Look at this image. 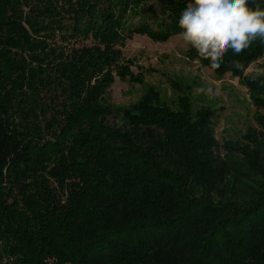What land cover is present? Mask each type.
<instances>
[{
	"label": "trees",
	"instance_id": "1",
	"mask_svg": "<svg viewBox=\"0 0 264 264\" xmlns=\"http://www.w3.org/2000/svg\"><path fill=\"white\" fill-rule=\"evenodd\" d=\"M141 1L0 0V264H264V78L245 76L264 40L188 51L260 111L224 153L213 111L110 103L125 41L182 31L188 0H158L167 32L124 28Z\"/></svg>",
	"mask_w": 264,
	"mask_h": 264
},
{
	"label": "rangeland",
	"instance_id": "2",
	"mask_svg": "<svg viewBox=\"0 0 264 264\" xmlns=\"http://www.w3.org/2000/svg\"><path fill=\"white\" fill-rule=\"evenodd\" d=\"M161 7L158 0H142L137 12L125 20L124 28L148 23L153 31H169L166 26L169 19L165 17L163 21ZM180 33L169 31L163 38L135 33L128 38L120 58L124 74H113L110 103L115 109H134L142 98L150 96L153 104L176 111L189 104L190 115L195 117L201 111H213L216 136L225 153L224 145L228 142L237 146L244 142L246 133L256 126L255 116L260 111L244 79L230 71L220 75L200 59L189 57L190 46L183 42ZM85 42L91 43L90 40ZM247 75L264 78V54L245 70ZM5 194L3 199L8 206L15 207L23 200L15 192Z\"/></svg>",
	"mask_w": 264,
	"mask_h": 264
},
{
	"label": "clouds",
	"instance_id": "3",
	"mask_svg": "<svg viewBox=\"0 0 264 264\" xmlns=\"http://www.w3.org/2000/svg\"><path fill=\"white\" fill-rule=\"evenodd\" d=\"M178 26L186 45L219 65L229 50L240 54L252 41L264 40V6L251 7L250 0H188Z\"/></svg>",
	"mask_w": 264,
	"mask_h": 264
}]
</instances>
